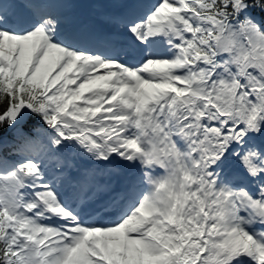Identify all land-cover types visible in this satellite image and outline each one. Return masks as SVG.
<instances>
[{"label": "snow or ice", "instance_id": "snow-or-ice-1", "mask_svg": "<svg viewBox=\"0 0 264 264\" xmlns=\"http://www.w3.org/2000/svg\"><path fill=\"white\" fill-rule=\"evenodd\" d=\"M0 264H264V0H0Z\"/></svg>", "mask_w": 264, "mask_h": 264}]
</instances>
